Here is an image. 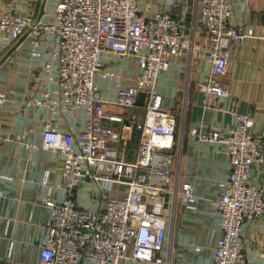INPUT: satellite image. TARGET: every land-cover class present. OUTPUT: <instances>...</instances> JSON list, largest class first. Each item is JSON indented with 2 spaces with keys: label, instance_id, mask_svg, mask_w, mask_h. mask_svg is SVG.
Wrapping results in <instances>:
<instances>
[{
  "label": "built area",
  "instance_id": "built-area-1",
  "mask_svg": "<svg viewBox=\"0 0 264 264\" xmlns=\"http://www.w3.org/2000/svg\"><path fill=\"white\" fill-rule=\"evenodd\" d=\"M197 5V28L206 36L199 56L211 64L208 77L198 83L197 89L206 96L223 98L228 95L224 77L230 47L243 43L245 33L241 26L231 24L232 7L227 0H198ZM0 30L16 38L29 35L32 56L38 55L42 37L56 41L50 61L44 65V89L29 101L50 112L41 147L64 155L63 196L54 200V187L48 186L41 200L50 216L40 241V263L78 264L85 259L94 264H124L126 260L161 264L157 254L166 242L168 215L161 194L171 197L172 193L176 117L162 107L156 78L169 57L186 52L185 20L160 11L144 17L137 0H54L52 11L39 18L22 15L16 7L0 12ZM105 52L137 60L139 72L134 84L119 88L115 100L109 103L136 109L135 99L144 93L141 120L104 111L105 101L95 76L116 83L121 80L117 71L102 69ZM53 82L57 89H52ZM51 94L55 98L49 101ZM5 99L0 92V104ZM59 108H83L89 115L85 127L76 133L56 129L52 120ZM251 126L249 113H236L225 135L211 127L191 131L201 141L224 144L231 166L215 201L221 236L213 249L212 264H245V247L240 240L244 225L264 214V188L247 182L251 163L264 162V133L254 134ZM134 131L139 132L137 155L130 160L125 150ZM83 178L124 186L125 194L107 197L102 210L81 208L74 192ZM174 191L179 205L196 209L191 183L184 181Z\"/></svg>",
  "mask_w": 264,
  "mask_h": 264
},
{
  "label": "crops",
  "instance_id": "crops-1",
  "mask_svg": "<svg viewBox=\"0 0 264 264\" xmlns=\"http://www.w3.org/2000/svg\"><path fill=\"white\" fill-rule=\"evenodd\" d=\"M198 0H137L144 17L166 12L186 22L188 48L182 56H171L158 73L156 87L162 107L176 117L171 197L166 217V242L157 255L161 264H212L213 249L221 236L219 213L215 201L220 183L231 171L225 145L206 142L192 134L215 128L221 135L234 123L236 113H249L254 134L264 133V0H227L232 7L231 24L241 26L245 39L230 47L229 66L224 80L228 95L206 96L198 91L211 64L199 56L206 36L197 28ZM54 0H0V12L16 7L22 15L39 18L52 11ZM49 18V17H48ZM29 35L13 37L0 30V264H41L40 241L45 235L49 209L42 204L47 187L53 186L51 197L63 196L62 168L64 155L41 147L44 125L50 120L47 107L30 104L39 97L47 80L44 65L56 46L53 37H42L38 55H30ZM103 70L117 71L119 83L96 75L94 80L105 101L104 111L131 119L143 118L142 106L124 109L110 104L119 88L134 84L139 72L134 57L105 52ZM57 89V83H52ZM55 98L51 94L49 101ZM204 101L208 102L206 106ZM89 119L83 108L66 111L59 108L52 125L61 131L76 133ZM116 126V125H114ZM138 133V131H134ZM134 136H132L133 138ZM139 139V138H138ZM138 142H130L125 150L130 160L137 155ZM187 181L197 197L196 209L188 210L177 203L173 191ZM247 182L264 188V162H252ZM175 192V191H174ZM125 194L124 186L95 182L83 178L75 187L76 204L87 210H102L107 197ZM167 214V213H166ZM240 240L245 247V264H264V214L244 225ZM131 248L126 249L129 254ZM78 264H94L81 259ZM124 264H158L126 260Z\"/></svg>",
  "mask_w": 264,
  "mask_h": 264
},
{
  "label": "water",
  "instance_id": "water-1",
  "mask_svg": "<svg viewBox=\"0 0 264 264\" xmlns=\"http://www.w3.org/2000/svg\"><path fill=\"white\" fill-rule=\"evenodd\" d=\"M143 98H144V93L140 92L135 99V105L142 106ZM161 195L163 196V200H164L163 207L167 208L170 195L168 193H162Z\"/></svg>",
  "mask_w": 264,
  "mask_h": 264
},
{
  "label": "trees",
  "instance_id": "trees-1",
  "mask_svg": "<svg viewBox=\"0 0 264 264\" xmlns=\"http://www.w3.org/2000/svg\"><path fill=\"white\" fill-rule=\"evenodd\" d=\"M133 136H134V137L132 138V140H131V141H132V142H134V143H137V142H138V140H139V139H138V138H139V136H138V133H134V135H133ZM131 141H130V142H131ZM128 146H129V145H128Z\"/></svg>",
  "mask_w": 264,
  "mask_h": 264
}]
</instances>
